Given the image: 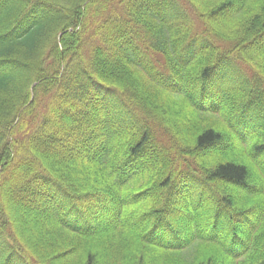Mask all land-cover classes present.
Wrapping results in <instances>:
<instances>
[{
	"label": "trees",
	"instance_id": "obj_1",
	"mask_svg": "<svg viewBox=\"0 0 264 264\" xmlns=\"http://www.w3.org/2000/svg\"><path fill=\"white\" fill-rule=\"evenodd\" d=\"M0 264H264V0H0Z\"/></svg>",
	"mask_w": 264,
	"mask_h": 264
},
{
	"label": "rangeland",
	"instance_id": "obj_2",
	"mask_svg": "<svg viewBox=\"0 0 264 264\" xmlns=\"http://www.w3.org/2000/svg\"><path fill=\"white\" fill-rule=\"evenodd\" d=\"M174 110V109H173ZM172 110V111H173ZM173 112H175V111H173ZM173 112H170V113H173ZM180 112H181V109L180 110H176V114H180ZM32 228L30 229L29 227H25L26 228V232H28L29 233V235H31V237H36V236H38V233H40L39 234V236L42 234L41 233V231H39V229H37V227L32 223ZM98 249H100L99 247H97ZM57 259H54L53 260V262L54 263H57V261H56Z\"/></svg>",
	"mask_w": 264,
	"mask_h": 264
}]
</instances>
